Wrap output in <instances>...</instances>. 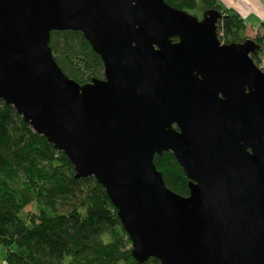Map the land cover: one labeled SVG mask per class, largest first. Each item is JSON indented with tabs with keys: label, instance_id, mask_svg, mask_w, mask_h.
Returning a JSON list of instances; mask_svg holds the SVG:
<instances>
[{
	"label": "water",
	"instance_id": "1",
	"mask_svg": "<svg viewBox=\"0 0 264 264\" xmlns=\"http://www.w3.org/2000/svg\"><path fill=\"white\" fill-rule=\"evenodd\" d=\"M220 18L165 0H0V98L102 185L139 264H264L261 46L223 43ZM65 30L103 78L64 73L50 39ZM165 151L189 195L165 184Z\"/></svg>",
	"mask_w": 264,
	"mask_h": 264
},
{
	"label": "trees",
	"instance_id": "2",
	"mask_svg": "<svg viewBox=\"0 0 264 264\" xmlns=\"http://www.w3.org/2000/svg\"><path fill=\"white\" fill-rule=\"evenodd\" d=\"M165 1L199 18L218 11L223 43L253 39L263 48L264 34L248 37L244 17L220 0ZM50 47L68 77L79 83L104 77L101 57L80 31H52ZM154 163L167 187L189 195V179L171 151L156 155ZM28 205L34 209L27 211ZM0 243L11 264H139L102 185L94 177L76 178L68 157L1 98ZM144 264L161 262L152 257Z\"/></svg>",
	"mask_w": 264,
	"mask_h": 264
},
{
	"label": "crops",
	"instance_id": "3",
	"mask_svg": "<svg viewBox=\"0 0 264 264\" xmlns=\"http://www.w3.org/2000/svg\"><path fill=\"white\" fill-rule=\"evenodd\" d=\"M220 2L244 17L247 23V34H264V5L261 0H220Z\"/></svg>",
	"mask_w": 264,
	"mask_h": 264
},
{
	"label": "rangeland",
	"instance_id": "4",
	"mask_svg": "<svg viewBox=\"0 0 264 264\" xmlns=\"http://www.w3.org/2000/svg\"><path fill=\"white\" fill-rule=\"evenodd\" d=\"M261 3L264 5V0H261ZM247 30V29H246ZM247 34V32H246ZM259 35H262L261 33H257ZM257 34H247L248 37L250 38H255V36ZM254 62L256 63V65L262 69L264 71V44H263V48L261 49V51H259V56L258 58L255 60L253 59ZM34 206L33 205H28L26 207V210L29 211V210H32L34 209L33 208ZM5 253H6V249L4 248V246L0 243V260H2L5 256Z\"/></svg>",
	"mask_w": 264,
	"mask_h": 264
},
{
	"label": "built area",
	"instance_id": "5",
	"mask_svg": "<svg viewBox=\"0 0 264 264\" xmlns=\"http://www.w3.org/2000/svg\"><path fill=\"white\" fill-rule=\"evenodd\" d=\"M0 264H11L6 258L0 260Z\"/></svg>",
	"mask_w": 264,
	"mask_h": 264
},
{
	"label": "bare ground",
	"instance_id": "6",
	"mask_svg": "<svg viewBox=\"0 0 264 264\" xmlns=\"http://www.w3.org/2000/svg\"><path fill=\"white\" fill-rule=\"evenodd\" d=\"M174 7V6H173ZM52 49V48H51ZM66 74V73H65Z\"/></svg>",
	"mask_w": 264,
	"mask_h": 264
}]
</instances>
